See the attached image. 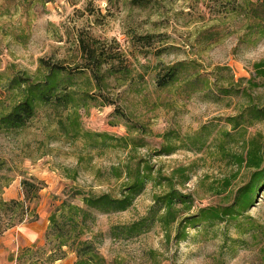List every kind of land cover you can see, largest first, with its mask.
<instances>
[{
    "label": "rangeland",
    "instance_id": "1",
    "mask_svg": "<svg viewBox=\"0 0 264 264\" xmlns=\"http://www.w3.org/2000/svg\"><path fill=\"white\" fill-rule=\"evenodd\" d=\"M244 1L52 0L43 7L32 4L26 10L20 0H0V74L11 77L15 72L34 73L39 60L51 64L59 61L61 66L76 70L82 64L77 41L84 39L93 44L97 54L106 53V59L118 57L115 67L122 65L131 73L123 83L115 81L117 77L108 80L101 92L106 102L95 97L82 117L84 131L117 137L127 136L125 125H141L148 131L139 136L145 146L132 157L119 149L97 153L84 147L81 140H57L55 113L46 108L38 111L24 131L1 135L0 161L9 171L0 172V176L11 179L2 198H21L23 179L34 178L44 188L36 206L37 221L0 237V264H33L38 257L27 253L46 251L44 238L54 209L62 201L81 206L80 195L84 194L116 195L122 181L117 182L109 169L122 167L127 159L133 161V166L140 160L149 161L154 173L160 171L163 177L178 168L187 169L190 181L176 189L192 197V213L225 201L227 192L219 195L213 185L232 177L237 169L216 154L217 143L209 144L212 138L201 152L181 144L171 155L159 152L165 144L162 137L168 133H177L184 139L201 132L202 127H209L202 133H212L213 137L221 130H229L226 120L238 114L244 101L240 95L220 94L214 86L216 82L225 86L228 81L233 88L242 90L247 87L243 80L252 79L259 85L250 91L253 100L264 104V80L257 78L253 69L255 64L264 63V37L256 29L248 32L247 26L253 21L241 13ZM246 1L256 4L261 0ZM182 62L194 63L195 71L191 73L200 77L194 88L181 81L158 89L157 77ZM206 82L209 85L204 87ZM0 100H5L1 91ZM115 109L127 119L116 114ZM254 135L264 137V122L248 129L247 138ZM230 148L235 154L241 150L235 145ZM246 180L242 171L228 193ZM164 192V186L149 182L127 211L96 215L92 233L107 264H264V246L238 249L230 257L218 239H193V232L189 240L178 245L166 240L157 227L131 240L111 238L112 229L142 219L153 198ZM249 215L264 223V200L259 199ZM16 234L36 241L28 247L27 241ZM231 236L234 238L232 232ZM74 262L75 256L69 253L54 264Z\"/></svg>",
    "mask_w": 264,
    "mask_h": 264
},
{
    "label": "trees",
    "instance_id": "2",
    "mask_svg": "<svg viewBox=\"0 0 264 264\" xmlns=\"http://www.w3.org/2000/svg\"><path fill=\"white\" fill-rule=\"evenodd\" d=\"M20 1L28 10L32 4L43 7L52 0ZM240 10L244 18L253 21L247 26L248 32L256 29L260 32V37H264V0L256 4L245 0ZM77 43L82 64L76 70L61 66L59 61L51 64L39 60V67L34 73L15 72L11 77L0 74V91L5 96V100H0V136L24 131L40 109L49 108L55 113V127L59 135L57 140H81L84 147L97 153L119 149L132 157V153L145 146L139 138L148 134L144 126L125 125L127 136L117 137L84 131L81 122L90 109L91 101L95 102V97L106 102L101 92L108 86L110 78L117 77L114 80L123 83L131 77V73L122 65L115 67L114 61H118V57L106 59V53L97 54L93 44L84 39ZM193 64L182 62L166 69L162 76L157 77L156 86L163 90L184 81L187 87L193 89L195 80L200 78L191 73L195 71ZM253 69L256 77L264 80V63L255 64ZM243 82L247 87L242 90L233 88L228 81H225V86L218 82L214 85L220 94L240 95L244 101L238 114L226 120L228 131L221 130L213 137L212 133H202L209 131V127H202L201 132L184 139L177 133H168L162 137L165 144L159 152L161 155H171L180 144L189 150L201 152L212 138L209 144L217 143L216 154L237 169L235 175L213 185V190H217L219 195L226 192L228 194L222 204L198 208L192 213V197L176 189L184 187L190 181L187 169L178 168L171 171L169 177H163L160 171L154 173L149 161L140 160L133 166V161L127 159L122 167L117 165L109 169L110 175L117 182L122 181L116 195L84 194L80 195L81 206L62 201L54 209L48 217L44 238L46 251L36 253L31 250L27 253L28 256L38 257L33 260V264H54L64 260L69 253L75 256L74 264H107L98 252L97 237L92 233L97 221L96 215L110 216L127 211L146 190L149 182L156 187L164 186L165 192L153 198L152 206L142 219L112 229L110 235L113 240H131L157 227L165 239L171 240L175 245L189 240L190 232L194 233L193 239H218L222 249H227L230 257L238 249L264 246V223H259L249 215L258 200H264V137L254 135L247 138L249 128L264 122V104H255L250 92L259 85L252 79H244ZM208 85L209 83H204V87ZM115 113L127 119L119 109H115ZM232 145L240 147V152L232 153ZM7 171L9 168L6 163L0 161V172ZM242 171L247 180L229 194L233 182ZM10 182L8 177L0 176V237L17 226L37 221L36 206L44 188V184L34 178L23 179L20 182L21 199L6 201L2 195ZM220 227L223 228L218 231ZM261 260L264 261V254Z\"/></svg>",
    "mask_w": 264,
    "mask_h": 264
},
{
    "label": "crops",
    "instance_id": "3",
    "mask_svg": "<svg viewBox=\"0 0 264 264\" xmlns=\"http://www.w3.org/2000/svg\"><path fill=\"white\" fill-rule=\"evenodd\" d=\"M2 197L4 198V194L2 195ZM19 199H21V198H19ZM19 199H13V200H19ZM4 200H6V199H4ZM22 225H23V224H22ZM22 225H20V226H22ZM17 227H19V226H17ZM17 227H15V228H13V229L7 231V232L4 233L2 236L4 237V236H7V235L11 234L12 232H14L15 229H17ZM16 235H19V234H16ZM19 236H21L25 241H27V245H28V247H30L31 244H34L35 241H36L35 238L29 237V236H25V237L22 236V235H19Z\"/></svg>",
    "mask_w": 264,
    "mask_h": 264
}]
</instances>
